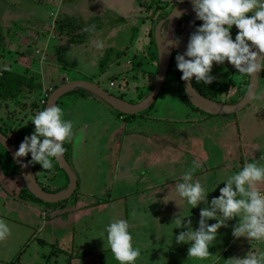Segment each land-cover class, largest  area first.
Returning <instances> with one entry per match:
<instances>
[{
    "label": "crops",
    "instance_id": "1",
    "mask_svg": "<svg viewBox=\"0 0 264 264\" xmlns=\"http://www.w3.org/2000/svg\"><path fill=\"white\" fill-rule=\"evenodd\" d=\"M17 5L20 9L19 1L0 0V68L34 79L39 85L34 90L25 88L18 100L0 101V127L14 129L13 136L20 140L34 131L30 117L35 114L29 106L46 103L54 87L63 81L60 79L63 67L54 52L59 43L54 37L52 42L48 41L45 35L49 34V25H45L46 12L40 9L34 17L31 8L16 12ZM109 6L108 12L115 15L113 6ZM126 15L123 13L120 18ZM50 56H55V61H49ZM261 78L262 73L254 101L235 117H207L194 111L175 93L166 96L173 99V104L176 102L175 109L165 107L161 115L154 111L153 116L150 113L146 118L127 120L115 116L112 110L111 116H106L103 109L88 103L92 96L72 92L63 97L57 106L61 107L63 118L72 121L74 132L73 139L65 143L67 162L83 169L88 162V127H97L100 134L105 130L107 140L103 155L98 144L94 146L98 159L106 162L102 166L106 167L111 179L101 182L96 177L102 186H87L89 177L83 176L80 170L74 196L51 209L23 194L24 186L16 166L8 155L0 153V220L10 227V235L0 241V264H119L108 247L105 232L114 219H125L130 224L133 246L141 251L135 264H193L194 257L188 256L191 242L176 244L175 236L185 229H175L173 220L176 215L186 217L195 230L200 208L205 205L201 203L191 209V205L179 197L175 185L182 182L183 174L196 161L200 168L193 174V182L199 181L209 192L210 202L219 196L220 188L224 187L222 181L240 171L246 163L258 160L264 164V77L263 84ZM64 79L67 80L65 76ZM213 81L225 88L217 99H223L224 95L225 102H230L247 91L249 79L240 78L232 96L229 95L232 78L225 83ZM66 97L72 99L63 106L60 103ZM85 104L88 115L86 124H81L76 115L87 109ZM23 105L28 108L23 109ZM225 118L233 119L222 123ZM104 122L109 123L107 127ZM142 124L158 127H148L146 134ZM38 179L55 193L68 186L64 173L53 169L39 174ZM261 190L264 191V186ZM215 222L208 221L209 224ZM238 222L239 218L235 217L226 222L227 227L218 230L216 242L230 238L222 255H233L240 250L237 255L244 258L248 253L264 252V240H242L243 237L232 236L233 225ZM224 229L228 231L226 235ZM238 240H242L238 243L241 246L235 248L234 245L231 249ZM242 242L247 244L242 246Z\"/></svg>",
    "mask_w": 264,
    "mask_h": 264
},
{
    "label": "clouds",
    "instance_id": "2",
    "mask_svg": "<svg viewBox=\"0 0 264 264\" xmlns=\"http://www.w3.org/2000/svg\"><path fill=\"white\" fill-rule=\"evenodd\" d=\"M183 2V0H180ZM195 19L202 23L190 33L186 51L175 57L176 67L182 73L181 80L191 86L197 83L209 85L215 79L210 73L213 64L222 65L227 61L241 78H256L264 72V0H189ZM175 12L177 18L183 13ZM251 15H248V14ZM167 21L160 24L159 37L168 36ZM238 30L235 38L231 29ZM95 26L85 31H94ZM178 38L167 40L168 48H176ZM96 47L102 49L103 42ZM61 107L53 105L30 117L34 131L20 143L15 157L30 155V164H38L44 170L53 169V161L59 162L65 152L64 144L73 139V123L63 118ZM24 165H22L23 167ZM200 168L196 161L191 169L185 171L182 182L175 185L179 197L191 205V209L203 203L200 208L198 227L193 230L192 221L176 215L175 229L184 228L175 236L176 244L191 242L188 256L207 259L209 248L217 240L218 230L227 227V221L235 217L239 222L232 230L234 238L245 237L249 240H264V164L258 160L246 163L242 169L223 180L219 196L209 202V192L199 181L193 182V174ZM221 182V183H222ZM219 185V184H218ZM217 185V186H218ZM216 186V187H217ZM213 189V191L216 189ZM216 221L209 224L208 221ZM172 222V223H173ZM130 224L125 219H114L105 229L108 247L119 264H135L141 251L133 246ZM10 235V227L0 220V241ZM231 264H264V252L248 253L244 258L233 257Z\"/></svg>",
    "mask_w": 264,
    "mask_h": 264
},
{
    "label": "rangeland",
    "instance_id": "3",
    "mask_svg": "<svg viewBox=\"0 0 264 264\" xmlns=\"http://www.w3.org/2000/svg\"><path fill=\"white\" fill-rule=\"evenodd\" d=\"M13 1L21 2L20 9H17L18 5L17 7L15 6L16 12L18 10L28 11L29 8H31L32 12L35 14L34 17L40 9H43L44 13L46 12L47 23H45V25H49V34L46 33L45 35L47 36L48 41L52 42L54 37L56 39V43H59V47L57 50L55 48L54 52L56 51V57L60 67H63V70L61 69L62 71L60 76L61 81L63 80L62 84L70 81L87 79L100 87L102 86L101 88L104 90L119 95L124 101L130 104L137 103L139 98L152 92L157 75V67L154 55H151V53L154 54V48L150 44L151 22L149 20L150 12L146 11L147 7L142 9L138 7L133 0ZM165 1L171 4H179L187 3L189 0H183V2H180V0ZM109 5L113 6L114 10L112 11L115 15L108 12V9L110 10ZM122 8L125 9L122 10ZM123 13L127 15L124 16V18H120ZM248 15L251 14L249 13ZM185 22H187L186 17L182 18L180 25L178 26L177 37L181 34ZM93 25L95 26L94 31H85L86 28H91ZM237 31L238 30L235 26H233L231 29V36L233 39L235 38ZM100 41H102L104 45L102 49H98L96 47V43ZM54 59L55 56H50L49 61H53ZM210 74L215 78V80L224 83L228 82L229 79L232 78L233 87L229 91L230 96H232V94L236 91V87L238 86L241 78L238 75L237 70L227 61H225L222 65H216L214 63ZM64 76L67 78L66 81ZM263 77L264 72H262V84ZM261 89L262 85L260 86L259 93H261ZM223 90H225V88H223ZM175 92L176 87L174 82L166 84L153 107L148 111L139 114L137 118H146L150 113L153 116L154 111H156L158 115H161L162 109L165 107L175 109L174 104L176 102L173 104V99L170 98V96L166 97L170 95V93ZM171 96L174 97V94H171ZM222 96L223 99L218 100L225 102L226 99L224 98V95ZM70 97L64 98L60 104L63 106L67 105V102L72 99ZM88 103L103 109V113L106 116H111V113L114 112V110L107 107L106 104H102L99 100H97V98L94 99L92 97ZM85 106L87 109L80 110L78 112L79 114L76 115V119L81 124H86L88 105L85 104ZM91 115H93V113H91ZM114 115L116 116L115 112ZM235 115L226 117H235ZM232 119L233 118H225L221 120V122L223 123V121H230ZM221 122L219 121V123ZM108 124V122L103 123L106 127ZM146 125L147 124H142L141 126L145 127L146 134L148 127H158L156 125ZM103 128L104 127L101 126V129ZM88 130L89 133L86 136V155L88 156L86 160L88 162L86 165H83V169L78 167L76 164H71V168L78 178L81 177L80 170H83L82 175L89 177L87 186L99 188L102 185L98 184L96 177H99L101 182L103 179L105 180V178L106 180H110L111 178L110 175L107 174L108 172L106 167L102 166V163L106 165V162H103L102 158L98 159L94 144H98V149L103 155L107 140V133L103 130L100 134L97 127H88ZM110 158L111 156L108 157V159ZM127 168L128 167H124L125 170ZM119 169H121L120 166ZM38 181L43 184L42 179H38ZM106 184H111V182L106 181ZM235 225H233V228ZM226 232H228L227 229H224L223 233L225 235L227 234ZM243 239H245V237H243L242 240ZM229 240L230 238L226 237L219 243L214 241L212 246L209 248V253L213 256L207 259L194 258L193 264H231L229 259L233 257L239 258L240 256H238V253L240 250H237L233 253V255H222L224 250L223 247L228 244ZM242 240H238L236 243L232 244L231 249L234 245L235 248H239L241 244L238 245V243ZM244 244L247 243L242 242V246H244Z\"/></svg>",
    "mask_w": 264,
    "mask_h": 264
},
{
    "label": "water",
    "instance_id": "4",
    "mask_svg": "<svg viewBox=\"0 0 264 264\" xmlns=\"http://www.w3.org/2000/svg\"><path fill=\"white\" fill-rule=\"evenodd\" d=\"M173 9L181 11L183 13L182 18L186 17L187 22H185L179 37L176 35L182 18H177L175 16V12L171 14V11L167 18L160 21L156 25L154 29V43L157 53V75L152 92L144 100L136 104H130L116 96L111 95L109 92L94 83L77 80L66 82L54 89L47 97L45 108L51 107L53 105L57 106L60 99L66 95L78 90H82L92 94L114 111L124 116H135L149 110L154 105L161 93L168 75L174 52L176 51L178 55L183 54L186 51L189 35L193 32L197 23V20L195 19V13L193 12L192 6L190 4L179 3ZM164 21L168 22L167 32L169 37L161 40L159 37V27ZM171 38H178L179 44L176 48L167 47V40ZM259 79L260 76L257 78L253 76L251 79H249L248 88L244 97L233 105L223 104L215 100L204 98L196 92L192 83L191 86H188L187 82L185 81H182V83L185 96L193 108L197 109L206 116L226 117L240 113L254 101L259 87ZM0 147L6 152V154L16 166L17 172L20 175L25 189L36 200L42 202L43 204L57 205L68 201L75 194L77 190V178L64 156L59 162H55L61 171L67 176L68 186L61 192L48 193L38 183L36 175L27 159L25 157H15V152L18 149L14 147L10 139L1 132ZM22 165L24 166L22 167Z\"/></svg>",
    "mask_w": 264,
    "mask_h": 264
},
{
    "label": "trees",
    "instance_id": "5",
    "mask_svg": "<svg viewBox=\"0 0 264 264\" xmlns=\"http://www.w3.org/2000/svg\"><path fill=\"white\" fill-rule=\"evenodd\" d=\"M134 1H135L136 5L138 7L142 8V9H144V8L147 7L146 8V11L147 12H150V15H149V20L151 22V31H150L151 43L150 44L154 48V54L151 53V55L152 56L154 55V60H155L156 67H157V53H156V48H155V43H154V29H155L156 25L160 21H162V20H164L165 18L168 17V15L172 11V9L177 4H171V3L166 2L165 0H134ZM201 23H202L201 21H197L195 27L199 26ZM176 55H177V52L175 51L174 54H173L172 60H171L170 68H169L168 75H167V78L165 80L164 86L166 84H168L169 82H174V85L176 87L175 94L177 96H179L180 99L186 105H188L189 107H191L194 111H196L198 113H201L197 109H195V108H193L191 106V104L189 103V101L187 100V98L185 96V93H184V90H183V83H182V80H181V72H179L177 70V67H176V61H175ZM83 81H88V82L93 83L92 81L87 80V79H85ZM62 83H63V81L61 83H59V85L55 86L54 89H56L58 86L62 85ZM192 84H193V87L196 90V92L198 94H200L202 97L207 98V99H210V100H215V101H217L219 103H223V104H229V105L236 104L237 102H239L244 97V95L246 93V92L241 93L240 97L237 100H232L230 102H222V101H219L217 99V95H219L222 92H224V90H223L224 87L222 85H219L215 81H213L209 85H204L203 83H197V82H192ZM25 88H28L29 90L30 89H33L34 90V89L39 88V85H38V83H36L34 81V79H26L24 77H21L20 75H17V74L12 73V72H10L8 70H5L4 68H0V101L6 100L8 98H15L16 100H18V98L20 97V95L24 92ZM75 92L76 93L83 94V95H88V96L95 97V96H93L92 94H90V93H88L86 91L78 90V91H75ZM161 92H162V90H161ZM148 95H145V96L139 98L137 100V103H139L140 101L144 100ZM118 98L121 99V100H123V98L120 97V96ZM29 107L32 110L33 114H36L39 111L44 110L45 104L43 106H39L37 103H34L31 106H29ZM22 108L23 109H27L28 107H26V105H23ZM115 113L119 117H121L123 119H126V120L127 119H132V118H137V116H138V115H135V116H124V115L119 114L116 111H115ZM207 117H210V116H207ZM0 132L2 134H4L6 137H8L10 139L11 143L14 145V147H16L18 149V147H19L20 143L23 141V139H20L19 140V139H17L16 136L15 137L13 136L14 129H5V130H3L2 127H0ZM64 147L66 148L65 144H64ZM0 153H3L4 155L7 156L6 152L1 147H0ZM64 157L67 160L66 152L64 154ZM25 158L27 159V161L29 163V161L31 160V157L30 156H26ZM30 166L32 167V169H33V171H34V173L36 175L37 181H38L39 174H45V173H49L50 172L49 170L42 169L41 166L38 165V164H30ZM53 170L54 171H61V169L56 164L55 160L53 161ZM65 177H66V180L68 181V178H67L66 175H65ZM39 184L42 186V188L46 192H48V193H55V192L49 191L47 188H45L42 183H39ZM22 191H23V194L26 195L27 198L30 199L31 201H34L35 203H39V204L44 205V206H46L48 208H51V209L57 208L60 205H62V204L65 203L64 202V203L57 204V205L43 204L42 202L36 200L33 196H31L28 193V191L25 189V187H23V190ZM12 263L13 262H11L10 264H12Z\"/></svg>",
    "mask_w": 264,
    "mask_h": 264
},
{
    "label": "built area",
    "instance_id": "6",
    "mask_svg": "<svg viewBox=\"0 0 264 264\" xmlns=\"http://www.w3.org/2000/svg\"><path fill=\"white\" fill-rule=\"evenodd\" d=\"M192 82H196L194 79H193V81ZM12 264H15V263H12Z\"/></svg>",
    "mask_w": 264,
    "mask_h": 264
}]
</instances>
